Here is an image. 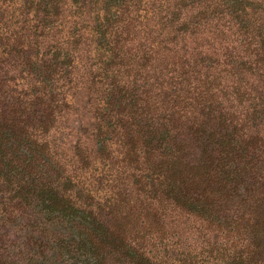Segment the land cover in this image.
Returning a JSON list of instances; mask_svg holds the SVG:
<instances>
[{
    "label": "trees",
    "instance_id": "trees-1",
    "mask_svg": "<svg viewBox=\"0 0 264 264\" xmlns=\"http://www.w3.org/2000/svg\"><path fill=\"white\" fill-rule=\"evenodd\" d=\"M0 264H264V0H0Z\"/></svg>",
    "mask_w": 264,
    "mask_h": 264
}]
</instances>
